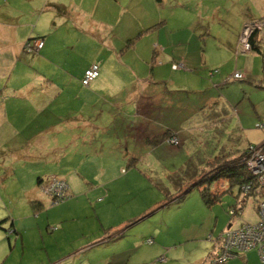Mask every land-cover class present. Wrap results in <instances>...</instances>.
Masks as SVG:
<instances>
[{"label": "rangeland", "instance_id": "rangeland-1", "mask_svg": "<svg viewBox=\"0 0 264 264\" xmlns=\"http://www.w3.org/2000/svg\"><path fill=\"white\" fill-rule=\"evenodd\" d=\"M111 2L124 6L131 0ZM142 3L157 25L153 44L163 47L165 54L174 55V60H169V69L164 70H171L172 63L178 66L182 62L187 67V71L164 72L165 77L169 75L179 83L177 87L168 84L169 94L153 90L169 98L164 123L175 133L181 131L183 136L179 138L176 134V145L164 143L160 149H153L136 144L127 133V138L122 137V146H129L127 150L111 151L108 146L106 154L94 157L87 156L85 150L79 151L82 139L69 138L66 129L39 134L38 141L58 139L66 148L61 145L52 150L32 147L37 153L34 158L23 162L15 156L17 161H14L9 155L10 168L0 167V264H71L57 259L79 249L76 245L86 241L81 238L93 235L96 228L99 235L120 223L118 229L106 232L97 241L108 240L101 248L93 249L92 258L104 261H92V264H152L155 260L156 264L201 263L214 245L217 251L216 239L229 225L231 209L236 211L233 225L258 221L254 211L256 202L249 199L243 206L242 187H230L225 179L214 181L208 185L209 190L220 195L215 203L206 205L197 189L178 201L170 177L191 161L198 167L196 179L201 180L218 164L242 158L249 145L264 144V89L259 88L262 57L246 52L240 39L244 28L257 24L258 29L261 27L254 29L259 34L257 43L264 49V0H142ZM253 33L247 35L248 42ZM72 45L69 49L75 51L74 58L70 59L75 67L73 87L77 88L82 80L79 67L88 57L83 47L90 45L84 39ZM184 52L183 60L176 58ZM162 56L159 53L157 63L163 61ZM158 66L154 70L156 76L160 71ZM51 73L52 70L48 75ZM235 73L243 79L233 78ZM59 76L58 82L66 80L63 75ZM28 80L29 76L15 79L17 85ZM40 83L48 93L47 84ZM60 98L71 100L67 92ZM211 100L225 107V114L219 111L223 115L217 130L202 123H188L187 128L181 125L184 113L187 119H192ZM68 103L60 105L59 114L66 112ZM200 127L202 131H198ZM123 135H126L124 129ZM231 138L235 140L229 145ZM222 148H226L224 155L215 158ZM262 151L264 155V145L252 153L258 155ZM246 157L241 160L246 162ZM247 173L250 175L248 170ZM38 177L43 179L39 184ZM52 178L67 179L64 199L54 204L44 190ZM104 181H107L106 187ZM37 203H42V208H37ZM239 213L243 215L238 216ZM47 216L53 223L46 221ZM62 216L81 219L70 220L65 231L58 232L61 223L55 221ZM75 238L78 240L74 241ZM149 239L154 241L152 245L147 243ZM164 247L172 249L155 255V250ZM213 259L204 264H211Z\"/></svg>", "mask_w": 264, "mask_h": 264}, {"label": "crops", "instance_id": "crops-1", "mask_svg": "<svg viewBox=\"0 0 264 264\" xmlns=\"http://www.w3.org/2000/svg\"><path fill=\"white\" fill-rule=\"evenodd\" d=\"M156 26L151 14L148 15L145 11L142 0H131L124 6L116 5L111 0H0V167L10 166L7 162L9 155L13 156L14 161H17V156L18 160L23 159L24 162L37 154L32 147L52 150L61 145L63 148L64 144H59L58 139L47 142L37 140L39 134L60 132L63 129L69 132V138L82 139L79 151H87V156L106 154L108 146L111 151L118 152L122 148L127 150L129 146H122V137L127 138V133L136 144L152 146L153 149H160L164 143L170 145L166 132L161 133L164 129L167 132L171 130L164 123L165 104H170V100L153 90H164L169 94L168 84L177 87L179 83L169 75L165 77L164 72L168 71L169 74L171 70L179 69L187 71V67L180 62L181 67L173 69L176 64L172 63L171 70H164L169 69V60H174V55L165 54L163 47L153 44ZM35 39L43 42L42 48L38 51L25 49L26 43ZM81 39L86 40L90 46L83 47V51L88 52V57L85 64L79 67V78H83L84 72L93 64L99 67V76L88 87L78 85L74 88L72 74L75 67L70 59L74 58L75 51H71L69 47H73V42ZM159 53L163 55V61L158 64L156 59L160 58ZM185 56L184 52L176 58L183 60ZM123 58L131 62H125ZM157 65L160 71L156 76L154 70ZM50 70L52 73L48 75ZM59 74L66 80L58 82ZM19 76H29V80L23 85H17L15 79ZM40 82L47 84L48 93ZM64 92H67L71 100L60 98ZM65 101L69 102L67 110L59 114V107ZM212 103L214 101L209 104ZM198 113L199 111L195 117H198ZM192 119H187L184 113L180 123L187 128L189 122V125L192 124ZM62 125L66 128L60 127ZM123 129L126 135H123ZM198 131H202V128ZM176 134L179 138L183 136L181 131ZM158 136L162 142L152 143L151 140ZM102 160L105 159L102 157ZM42 180L38 177V184ZM59 180L67 182L65 178ZM106 183L104 181V187L107 186ZM75 188L76 185L73 186ZM242 196H245L243 206L249 199L252 202L257 199L253 197V193ZM254 211L257 217V212ZM242 215L243 213L240 216ZM75 218L81 219L66 216L58 218L55 221L61 223L58 232H64L67 222ZM234 218L236 217L231 218L225 230L238 226L233 225ZM46 221L53 223L48 216ZM121 225H111L99 235L96 228L93 235L91 233L81 238L86 241L76 245L79 249L57 260L60 263L71 261V264L78 261L80 264L104 261L92 258L95 252L93 249L101 248L103 242L108 240L97 241L104 238L106 232L116 230ZM222 232L216 239L217 251V240ZM149 240L152 245L154 241ZM215 248L216 245L210 249L204 262L194 264H204L214 257L217 254ZM170 249L172 248L164 247L155 250V255L159 251L164 253ZM156 263V260L152 262ZM260 263L257 252L250 250L224 264Z\"/></svg>", "mask_w": 264, "mask_h": 264}, {"label": "built area", "instance_id": "built-area-1", "mask_svg": "<svg viewBox=\"0 0 264 264\" xmlns=\"http://www.w3.org/2000/svg\"><path fill=\"white\" fill-rule=\"evenodd\" d=\"M258 29L257 24L243 29V32L240 36L242 45L245 48L246 52H250V46L248 44V34L253 33ZM239 39V41H240ZM43 46V42L39 39H35L26 43L25 49L28 51L36 50L38 51ZM181 65H174L173 69H177ZM99 76V67L96 64L91 65L83 75L81 80V85L83 87H88L91 82H93ZM235 79L243 78L239 73H235ZM177 139L171 138L168 140L170 145H176ZM262 146L249 147L247 148L246 155V169L250 172V176L254 179L255 184L258 186L259 199L256 201V212L258 221L254 224L250 223H241L236 227H230L222 232V235L219 238V247L217 254L213 257L211 264H224L228 260L235 258L237 255L246 253L250 250H256L259 256L261 264H264V155L263 151L258 152V155L252 153ZM245 155V156H246ZM252 183L243 185L241 190L242 193L248 194L250 192V186ZM48 185V186H47ZM45 193L51 197L52 203H57L62 201L67 192V185L65 182L52 178L47 183ZM261 190V191H260ZM230 218H233L236 214V211L231 209L229 212ZM241 214L239 213L238 216ZM148 244H151V240H147Z\"/></svg>", "mask_w": 264, "mask_h": 264}, {"label": "trees", "instance_id": "trees-1", "mask_svg": "<svg viewBox=\"0 0 264 264\" xmlns=\"http://www.w3.org/2000/svg\"><path fill=\"white\" fill-rule=\"evenodd\" d=\"M258 36H259L258 32L255 31L250 36L248 44L250 46L251 52H254L262 57V75H261V79L259 80V84H260L259 88L264 89V49H263V46L257 43ZM224 108L225 107L223 105H220L218 102H214L210 104L209 106L205 105L199 110L198 117H194L192 119L193 120L192 123L208 124L210 128H213V130H217L219 126L220 117L221 115L225 114V112L223 111L225 110ZM211 110L213 112H211ZM220 110H222L224 113L222 112L223 113L222 114L221 112H219ZM211 115H213V117H211ZM165 136L167 140H170L171 138H174L176 136V133L172 130H169L168 132H166ZM232 140H235V138L230 139L229 145L232 144L231 142ZM151 141L154 144L162 142L160 136L154 137L153 140ZM263 145L264 144L259 145V146H263ZM252 146L253 145H249L248 148ZM253 147L257 148V146H253ZM226 148H222L221 153L215 158H219L221 155H224V153L222 152ZM246 151H247V148L245 149L242 158L246 155ZM242 158L240 157L237 160L234 159L230 162L218 164V166L212 172H210L207 176H205L201 180L196 179L197 171H198V167L196 163L195 162L192 163L191 161H188L182 169H180L179 171L176 172V174L170 177L171 178L170 181L176 190V194H177L176 199L178 201H182L186 197V195L189 194L193 189H197L201 196L202 201L206 205H212L218 200V195L220 194L211 193L208 185L220 179L227 180L230 184V187L237 186L239 189L243 185L252 183V186H250L249 194L253 193V197L258 198L259 197V192L257 189L258 186L255 184L254 179L247 173L245 164L241 160ZM198 162H201V160H199ZM186 181L188 182L187 186H185V188L182 189L183 184ZM258 199H256L255 201H257ZM40 207H42V204L37 203V208H40ZM217 241H219V239Z\"/></svg>", "mask_w": 264, "mask_h": 264}, {"label": "water", "instance_id": "water-1", "mask_svg": "<svg viewBox=\"0 0 264 264\" xmlns=\"http://www.w3.org/2000/svg\"><path fill=\"white\" fill-rule=\"evenodd\" d=\"M251 51V50H250Z\"/></svg>", "mask_w": 264, "mask_h": 264}]
</instances>
